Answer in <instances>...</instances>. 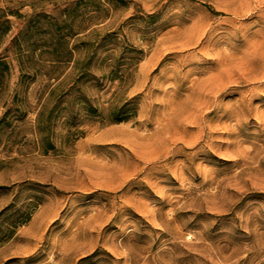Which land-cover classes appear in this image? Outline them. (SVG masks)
Returning <instances> with one entry per match:
<instances>
[{
  "label": "rangeland",
  "instance_id": "rangeland-1",
  "mask_svg": "<svg viewBox=\"0 0 264 264\" xmlns=\"http://www.w3.org/2000/svg\"><path fill=\"white\" fill-rule=\"evenodd\" d=\"M0 26V264H264V0Z\"/></svg>",
  "mask_w": 264,
  "mask_h": 264
},
{
  "label": "trees",
  "instance_id": "trees-1",
  "mask_svg": "<svg viewBox=\"0 0 264 264\" xmlns=\"http://www.w3.org/2000/svg\"><path fill=\"white\" fill-rule=\"evenodd\" d=\"M2 26H0V28H1ZM5 65V67H6V64H4V63H0V66H4Z\"/></svg>",
  "mask_w": 264,
  "mask_h": 264
}]
</instances>
